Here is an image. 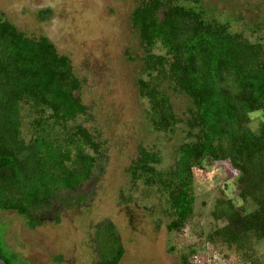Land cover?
Returning a JSON list of instances; mask_svg holds the SVG:
<instances>
[{"label": "trees", "instance_id": "trees-1", "mask_svg": "<svg viewBox=\"0 0 264 264\" xmlns=\"http://www.w3.org/2000/svg\"><path fill=\"white\" fill-rule=\"evenodd\" d=\"M192 1L137 0L132 11L147 76L138 86L149 105L151 127L168 132L175 126L164 79L192 103L174 165L163 172L157 168L158 154L143 150L131 168L133 180L142 176L148 186L164 191L168 227L179 231L194 210L188 185L195 169L205 160L229 164L237 174V196L254 207L247 210L231 197L217 198L211 215L223 225L206 239L234 249L242 264H262L255 246L264 243V58L253 60L254 44L238 46L233 34L190 6ZM39 15L48 20L53 10L42 9ZM157 45L164 54L154 51ZM81 89L69 56L49 37L26 35L0 14V209L25 217L32 228L42 224L43 212L84 201L82 187L94 180L97 159L88 149L100 151L96 137L81 124L62 136L48 132V127L56 131L60 123L88 114ZM29 100L40 101L49 116L37 123L43 132L27 141L21 111ZM255 111H261L257 131L251 126ZM95 239L98 264L121 261L125 248L111 221L98 226ZM0 254L9 264L20 262L2 227ZM181 260L191 264L189 255Z\"/></svg>", "mask_w": 264, "mask_h": 264}, {"label": "rangeland", "instance_id": "rangeland-1", "mask_svg": "<svg viewBox=\"0 0 264 264\" xmlns=\"http://www.w3.org/2000/svg\"><path fill=\"white\" fill-rule=\"evenodd\" d=\"M136 4L137 0H0V14L26 35L49 37L60 53L69 56L82 81L80 95L88 114L60 123L56 131L48 127V132L62 136L81 124L101 145L97 153L88 149L97 165L94 180L82 187L84 201L43 212L42 224L36 228L16 212L0 209V227L6 243L20 257L17 264H98L96 231L107 220L125 248L118 264H183L184 254L191 264L195 255L204 264H242L234 249L206 239L223 225L211 215L217 198L231 197L247 210L254 207L237 196V174L229 164L205 160L195 169L188 185L194 210L179 231L168 227L171 219L165 214L164 191L148 186L142 176L133 180L131 168L143 150L158 154L157 168L163 172L174 165L192 110L189 98L164 79L175 126L168 132L151 127L149 105L138 86V80L147 76L142 70L143 48L131 20ZM189 5L221 23L238 46L254 44L253 60L264 58V0H194ZM47 8L53 15L42 20L40 11ZM154 51L165 53L160 45ZM21 113L27 141L43 132L37 123L48 119L49 110L40 101H26ZM260 114L252 113L256 131ZM255 248L264 264V243H256Z\"/></svg>", "mask_w": 264, "mask_h": 264}, {"label": "built area", "instance_id": "built-area-1", "mask_svg": "<svg viewBox=\"0 0 264 264\" xmlns=\"http://www.w3.org/2000/svg\"><path fill=\"white\" fill-rule=\"evenodd\" d=\"M196 257H197V258H196ZM193 262H194L195 264H204L203 259H202V258H199L198 255H195V256H194V260H193Z\"/></svg>", "mask_w": 264, "mask_h": 264}, {"label": "water", "instance_id": "water-1", "mask_svg": "<svg viewBox=\"0 0 264 264\" xmlns=\"http://www.w3.org/2000/svg\"><path fill=\"white\" fill-rule=\"evenodd\" d=\"M0 264H9V262L1 256V254H0Z\"/></svg>", "mask_w": 264, "mask_h": 264}]
</instances>
